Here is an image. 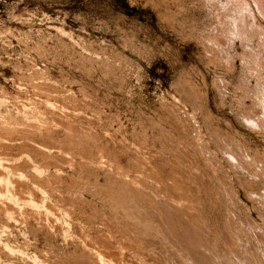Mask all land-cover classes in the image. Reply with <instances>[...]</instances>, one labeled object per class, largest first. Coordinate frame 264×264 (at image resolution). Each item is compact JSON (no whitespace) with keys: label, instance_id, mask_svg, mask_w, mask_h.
I'll use <instances>...</instances> for the list:
<instances>
[{"label":"rangeland","instance_id":"obj_1","mask_svg":"<svg viewBox=\"0 0 264 264\" xmlns=\"http://www.w3.org/2000/svg\"><path fill=\"white\" fill-rule=\"evenodd\" d=\"M0 264H264V0H0Z\"/></svg>","mask_w":264,"mask_h":264},{"label":"bare ground","instance_id":"obj_2","mask_svg":"<svg viewBox=\"0 0 264 264\" xmlns=\"http://www.w3.org/2000/svg\"><path fill=\"white\" fill-rule=\"evenodd\" d=\"M2 168V167H1ZM2 189V188H1ZM5 189V188H4ZM6 192V191H5ZM202 261V260H201Z\"/></svg>","mask_w":264,"mask_h":264}]
</instances>
